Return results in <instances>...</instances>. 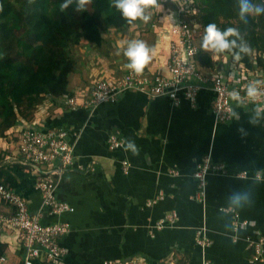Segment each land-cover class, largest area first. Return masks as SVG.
I'll return each instance as SVG.
<instances>
[{
	"label": "crops",
	"instance_id": "obj_1",
	"mask_svg": "<svg viewBox=\"0 0 264 264\" xmlns=\"http://www.w3.org/2000/svg\"><path fill=\"white\" fill-rule=\"evenodd\" d=\"M151 16L147 26L142 23L143 28L137 22L123 32L112 29L103 34L106 42L102 46H90L95 49L91 58L96 56L98 61L92 62L86 55V62L76 65L69 76V96L79 95L92 82L118 75L125 68L128 61L121 52L113 58L100 51L110 44L109 51L124 48L133 39L158 46L145 69L164 71L168 51L159 24L167 15L161 7L152 9ZM63 99H47L49 103H44L29 123L17 124L0 137V167L16 178L18 186L7 185L36 212L42 208V196L35 172L7 161L17 153L15 137L23 128L65 127L71 133L75 162L83 169L68 172L57 195L74 211L42 219L70 226L59 241L68 251L62 264H104L133 258L144 264H264L254 260L255 251L246 242L247 237L264 238V119L250 123L252 107L235 105L239 119L216 123L209 90L201 91L196 108L186 101L175 106L167 97L150 98L136 91L124 92L114 104L91 108L79 101L80 106L71 109ZM113 134L123 140V146L115 150L108 147ZM129 140L134 141L136 153L125 150ZM206 158L223 164L225 170L208 176L205 197L200 201L196 200L195 172ZM240 190L250 191L253 202L238 212L248 226L236 230L235 213L227 209V198ZM149 201L156 202L148 206ZM170 212L178 214L176 223L157 230L156 223ZM200 228H205L213 242L205 250L195 239ZM19 237L13 229L0 231L5 264L22 260Z\"/></svg>",
	"mask_w": 264,
	"mask_h": 264
},
{
	"label": "built area",
	"instance_id": "obj_2",
	"mask_svg": "<svg viewBox=\"0 0 264 264\" xmlns=\"http://www.w3.org/2000/svg\"><path fill=\"white\" fill-rule=\"evenodd\" d=\"M160 4L163 14H174L173 22L165 24L160 21L159 24L161 35L163 33L167 42L165 70L153 73L144 69L142 73L136 74L125 67L118 75L92 82L79 95L66 96L65 105L77 109L79 101L87 108L104 103L114 104L124 92L136 91L150 98L167 97L175 106L186 101L196 108L201 91L209 90L213 93L212 115L215 122L227 123L233 119L231 112L236 104L228 93L236 89L243 96L248 83L254 80L264 81V69L255 61L256 53L253 68H249L242 60L233 64V58L229 56H220L214 60L213 54L209 52L212 66L202 65L199 58L204 33L201 25L193 20L199 13L195 0H160ZM260 55L264 59V52ZM243 107L253 106L245 104ZM17 138V153L8 157L7 161L31 168L35 172L37 187L42 196V208L32 212L26 199L16 189L0 181V231L13 229L20 234L23 257L19 264H35L36 261L62 264L68 251L59 241L70 231V226L63 221L44 223L42 219L46 215L61 217L64 213L74 211L67 202L60 201L57 195L64 176L76 169H83L75 162L71 133L65 127L23 128ZM122 146L123 140L116 134L109 136L108 147L111 150ZM224 170L223 164H214L210 158L198 164L195 172L198 183L196 200L203 201L208 176ZM171 172L176 174L175 170ZM161 198L162 195L159 199ZM155 202L149 201L147 204L149 206ZM177 219L176 212L167 213L156 223L155 228L161 230L166 225L172 226ZM248 224L239 214L234 215L233 227L236 230ZM195 239L197 245L204 250L213 243L205 228L196 231ZM246 242L247 247L255 251L254 260L264 263V238L247 237ZM6 262L7 257L0 255V264ZM104 264L144 262L133 258L106 261Z\"/></svg>",
	"mask_w": 264,
	"mask_h": 264
},
{
	"label": "trees",
	"instance_id": "obj_3",
	"mask_svg": "<svg viewBox=\"0 0 264 264\" xmlns=\"http://www.w3.org/2000/svg\"><path fill=\"white\" fill-rule=\"evenodd\" d=\"M62 2L0 0V129L4 133L18 124L26 110L34 109L44 98L56 100L70 95L69 76L76 71V61L70 52L72 46L100 47L106 42L103 33L112 29L123 32L131 26L111 7L110 0H93L84 13L72 9L61 12ZM195 3L199 13L193 20L201 25L203 33L210 23L219 26L221 17L235 18L236 0H195ZM256 19L249 17L248 20L254 30L242 26L252 51L241 60L253 68L256 56L258 66L264 69L260 55L264 52V36L255 30ZM199 60L202 65L212 66L208 52L202 50ZM0 158L3 159L1 154ZM0 179L18 186L16 178L5 169L0 170ZM0 255H3L1 244Z\"/></svg>",
	"mask_w": 264,
	"mask_h": 264
},
{
	"label": "clouds",
	"instance_id": "obj_4",
	"mask_svg": "<svg viewBox=\"0 0 264 264\" xmlns=\"http://www.w3.org/2000/svg\"><path fill=\"white\" fill-rule=\"evenodd\" d=\"M92 2L93 0H63L59 5V10L67 12L72 9L77 13H84L88 11ZM236 2L241 23L247 24L249 17L252 16H264V2L255 3L254 0H236ZM110 5L121 14L129 25H135L137 22L148 24L152 19L151 10L161 9L160 0H110ZM173 20L174 14L165 16L163 19L165 23L173 22ZM200 47L204 52L212 53L214 60L230 54L233 58V64L239 62L242 56L249 55L252 51L238 28L228 27L221 30L215 23L208 24L204 29ZM157 50L158 46H150L143 40L133 39L129 41L124 46L122 53L128 61L125 67L136 74L142 73L153 57L156 56ZM228 95L237 108L243 107L245 104L253 106L250 123L255 125L264 119V81L254 80L248 83L243 96L236 89H233ZM231 117L239 119V113L234 110L231 112ZM240 131L243 132L244 130L241 129ZM125 150H131L133 153L138 151L134 141L131 140L126 142ZM197 178H199V173H197ZM252 202L253 197L250 191H233L227 198V209L238 214L240 210L251 206Z\"/></svg>",
	"mask_w": 264,
	"mask_h": 264
},
{
	"label": "rangeland",
	"instance_id": "obj_5",
	"mask_svg": "<svg viewBox=\"0 0 264 264\" xmlns=\"http://www.w3.org/2000/svg\"><path fill=\"white\" fill-rule=\"evenodd\" d=\"M254 2L255 3H261V2H264V0H254ZM202 3V2H201ZM234 11H233V14L235 15V18H233V19H231V20H227V19H224V18H220L219 19V26H218V28H220L221 30H224V29H226V28H228V27H234V28H238L239 30H240V32H241V34H242V36H243V38L247 41V38H246V35H247V32H243L242 31V26L243 25H245L247 28L246 29H249V30H254V26L252 25V24H243V23H241V21L239 20V15H238V6L237 5H235L234 6ZM252 17H255V16H252ZM260 18H258L257 17V19H256V21H257V23H258V26L257 27H255V30H256V32L257 33H259L260 35H263L264 36V18H262L261 16H259ZM139 24H140V28H143L144 26H141L142 25V23L141 22H139ZM148 24H146V26H147ZM249 25V26H248ZM126 32H128L127 33V35L129 36V35H131V33H129V31H126ZM125 32V33H126ZM103 34H105V33H103ZM104 37H105V35H104ZM149 44L152 46V44L149 42ZM167 44V43H166ZM116 45H118V44H116ZM92 46H94L93 44H88V45H85V44H79V45H74V46H72L71 48H70V52H71V55H72V57L74 58V60L76 61V65H78L80 62H82V61H84V62H86V60H85V57H86V59H88V57L86 56V55H88L89 56V58H91L93 55H91V53H92V51H93V53H94V50L93 49H91V47ZM120 45H118V47H119ZM163 46H165V42L163 43ZM109 47H113V45L112 44H110V46ZM108 46L106 47H104L103 49H101L100 51L101 52H103L104 51V53L108 56V57H110L111 56V54H112V57L113 58H115V57H117V56H120V55H122L123 56V48H119V49H116L115 47V49L114 50H111V51H109V48ZM117 47V46H116ZM98 51V50H97ZM119 52H121V54L119 55L118 53ZM87 53V54H86ZM95 56V55H94ZM95 58H96V56H95ZM92 59V62H94V61H98L97 59ZM89 62V61H88ZM96 66H98V65H96ZM95 66V67H96ZM47 99H49V98H44L43 100H41V103L40 104H38L34 109H31V110H26L25 111V113H24V115L23 116H20V120L17 122L18 124H26V123H29L31 120H32V118H33V116H34V114H35V112L44 104V103H49V101H47ZM64 100V99H63ZM16 123V124H17ZM23 126V125H22ZM4 132H3V129H0V137H4L5 136V133L3 134ZM2 135H4V136H2ZM17 139L18 138H16L15 137V140L17 141ZM0 160H1V158H0ZM0 165H2V160L0 161ZM1 169H4L3 167H1L0 168V170Z\"/></svg>",
	"mask_w": 264,
	"mask_h": 264
}]
</instances>
